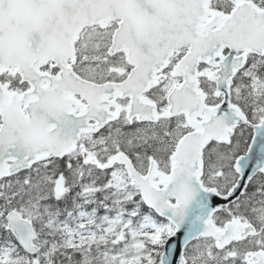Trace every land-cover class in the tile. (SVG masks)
Here are the masks:
<instances>
[{
  "label": "snow or ice",
  "instance_id": "6c2138e0",
  "mask_svg": "<svg viewBox=\"0 0 264 264\" xmlns=\"http://www.w3.org/2000/svg\"><path fill=\"white\" fill-rule=\"evenodd\" d=\"M0 264H264V0H0Z\"/></svg>",
  "mask_w": 264,
  "mask_h": 264
},
{
  "label": "water",
  "instance_id": "95a60500",
  "mask_svg": "<svg viewBox=\"0 0 264 264\" xmlns=\"http://www.w3.org/2000/svg\"><path fill=\"white\" fill-rule=\"evenodd\" d=\"M191 219H192V218L190 217V218H189V222H188V224L185 225L186 228H189V227L192 226V224H191Z\"/></svg>",
  "mask_w": 264,
  "mask_h": 264
}]
</instances>
